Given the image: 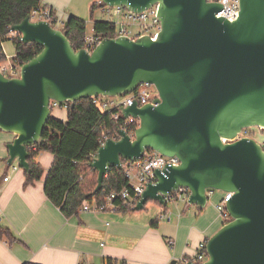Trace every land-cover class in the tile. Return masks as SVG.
Here are the masks:
<instances>
[{"label": "water", "instance_id": "water-1", "mask_svg": "<svg viewBox=\"0 0 264 264\" xmlns=\"http://www.w3.org/2000/svg\"><path fill=\"white\" fill-rule=\"evenodd\" d=\"M141 13L158 6L161 31L107 38L92 53L76 51L68 32L29 15L10 31L42 51L21 66L19 78L0 72V130L15 136L8 165L30 173L31 149L41 146L52 116L51 101L71 108L79 100L124 97L140 85L155 87L153 104L136 100L119 108L140 120L131 137L101 146L90 167L98 172L97 195L111 168L138 162L146 151L177 157L179 166L155 169L133 209L149 202L166 209L188 189V204L204 209L214 191L231 193L230 220L208 240L201 264H264V147L245 130L264 129V0H240L235 21L217 15L224 6L207 0H100ZM169 197L170 199H167ZM186 264H197L189 261Z\"/></svg>", "mask_w": 264, "mask_h": 264}, {"label": "crops", "instance_id": "crops-1", "mask_svg": "<svg viewBox=\"0 0 264 264\" xmlns=\"http://www.w3.org/2000/svg\"><path fill=\"white\" fill-rule=\"evenodd\" d=\"M93 1L45 0V5L66 22L70 17L83 20ZM3 51L6 62L12 63L14 45L4 43ZM67 117L68 113L57 118L67 121ZM14 139L13 134L0 130V227L9 229L16 240L10 243L0 237V264H105L107 259L126 264L183 263L195 260L201 245H207L225 224L217 209L224 195L220 191L209 195L202 210L176 200L167 210L154 202L158 210H81L78 217L67 219L45 195L54 156L40 154L44 176L26 186V172L21 168L13 171L7 163V144ZM13 165L18 166L17 161ZM6 177H10L8 182H4ZM163 214H169L171 221L162 220Z\"/></svg>", "mask_w": 264, "mask_h": 264}, {"label": "trees", "instance_id": "trees-1", "mask_svg": "<svg viewBox=\"0 0 264 264\" xmlns=\"http://www.w3.org/2000/svg\"><path fill=\"white\" fill-rule=\"evenodd\" d=\"M98 8V3L91 6L93 33L103 40L114 38L116 36L114 22L93 20ZM38 9L50 10L55 19L53 25H56L55 10L43 4L42 0H0V64L7 59L3 51V44L6 42H11L15 47L16 53L12 63L16 66H23L41 53L42 47L35 43L25 44L21 41L20 34L10 32L12 26L22 23ZM60 29L68 32V38L76 51L84 47L88 34L85 20L70 17ZM62 106H67V121L50 118L44 130L43 144L30 151V173L25 174V185H33L43 178L44 169L38 158L42 153H51L54 156V163L46 177L45 195L65 218L71 219L78 217L85 205L103 206L110 194L128 187V180L123 170L111 168L104 179L101 191L97 195L94 194L98 185V172L90 167L91 157L97 154L104 135L117 138L121 123L114 119L115 112H102L93 104L92 99L77 101L73 109L70 104ZM167 209L168 207L164 210ZM132 211V208L125 205L121 208V212L124 213ZM228 221L229 219H226L225 223ZM0 237L6 238L10 243L16 241L11 231L2 227ZM105 264L126 263L107 259Z\"/></svg>", "mask_w": 264, "mask_h": 264}, {"label": "built area", "instance_id": "built-area-1", "mask_svg": "<svg viewBox=\"0 0 264 264\" xmlns=\"http://www.w3.org/2000/svg\"><path fill=\"white\" fill-rule=\"evenodd\" d=\"M208 2L222 4L224 6V10L220 12L217 17H224L229 21H235L240 12V0H207ZM99 8L102 10L104 14H106L110 18H115L116 25V36L118 37H128L133 40L144 36H150L151 38H156L158 33L161 31V22L158 18V6H152L150 9L141 12L134 13L129 11L127 8L122 6L117 7H109L99 0L98 3ZM32 21H47L53 25L55 21L52 16L50 10L38 9L34 10L30 15ZM112 22V21H111ZM64 22H61L58 18L56 21L55 28L60 29L63 26ZM11 32V31H10ZM11 34H14L11 32ZM102 38L96 36L93 33L87 34L84 47L86 51L92 53L93 50L102 42ZM0 72L6 78H19L21 74V66H16L13 63L2 62L0 64ZM151 85L142 84L140 85L134 92L124 97H94L91 98L93 100V104L99 107L102 112H115L114 119L121 123V127L119 129L125 130L131 137H134L135 131L140 125V120L129 117L127 119L124 118L121 107H128L133 100H136L140 107L145 106L147 104H153L154 101L159 98V94L156 91L155 93L151 91ZM156 90V89H155ZM62 106V104L51 101L50 107L53 111L54 108H58ZM67 109V106H65ZM121 120V121H120ZM249 130V129H248ZM245 130L244 132H246ZM247 137V136H245ZM119 135L117 134L118 139ZM109 139L108 136L104 135L101 140V146L105 144V141ZM35 148V147H34ZM96 157V154L92 155L91 160ZM92 162V161H91ZM166 164H172L173 166H179L180 160L177 157H166L161 155L158 152L148 150L146 151L144 157L138 162H124L123 163V171L128 180V187L122 189L118 192H113L110 194L103 206L96 207L91 205H85L82 208L83 212H106L109 210L121 212V208L125 205L132 209L137 206V203L142 198V193L145 191L147 185L146 184H155L157 182L155 176V169H164ZM13 171L19 170L18 166L12 165L10 166ZM10 177L4 178V182H8ZM189 191L186 188H182L179 191L175 192L171 197L172 201L176 200H184L187 201L189 197ZM232 197L231 193H224L222 201L217 206V209L221 213L224 220L229 219L230 215L226 210V205L228 200ZM167 199H170L167 197ZM162 220L171 221V216L169 214H163L161 216ZM208 255L206 250V244L201 245L200 252L195 260L192 262L201 264L207 261ZM189 261L185 260L182 262H173L170 264H186Z\"/></svg>", "mask_w": 264, "mask_h": 264}, {"label": "rangeland", "instance_id": "rangeland-1", "mask_svg": "<svg viewBox=\"0 0 264 264\" xmlns=\"http://www.w3.org/2000/svg\"><path fill=\"white\" fill-rule=\"evenodd\" d=\"M43 4H45V0H42ZM95 3H99V0H95L93 2H91V5L95 4ZM93 20H106V21H112L115 23V18H110L108 17L106 14H104L102 12V10L100 8H98L96 11H95V14L93 16ZM87 22V25H88V34H91L92 33V13H91V7L88 9L87 11V14L85 16V18L83 19ZM62 28V26H61ZM151 91H153L154 93L156 92L155 90V87H151L150 88ZM67 109L65 106H60L58 108H54L53 111H52V115L54 118L58 119L57 117H63L64 114H67ZM60 120V119H58ZM62 121V120H61ZM249 137V138H253L257 141H259L260 143H264V129H260V128H253V129H249L247 130L246 132H244L242 135H240V138H243V137ZM264 145V144H263ZM178 201H184V200H178ZM178 201H172L169 206H168V209L169 208H172V206H174V204H177L176 202ZM158 205H156L154 202H149L147 204V207H146V210H158Z\"/></svg>", "mask_w": 264, "mask_h": 264}]
</instances>
